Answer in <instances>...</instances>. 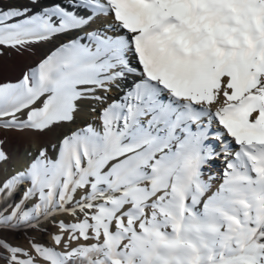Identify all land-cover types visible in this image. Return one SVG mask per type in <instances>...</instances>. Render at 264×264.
Wrapping results in <instances>:
<instances>
[{"label": "snow or ice", "instance_id": "snow-or-ice-1", "mask_svg": "<svg viewBox=\"0 0 264 264\" xmlns=\"http://www.w3.org/2000/svg\"><path fill=\"white\" fill-rule=\"evenodd\" d=\"M0 264H264V0H0Z\"/></svg>", "mask_w": 264, "mask_h": 264}]
</instances>
